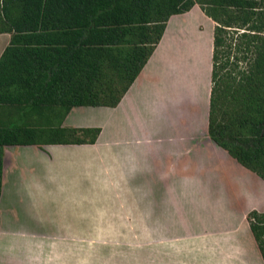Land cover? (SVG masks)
<instances>
[{"label": "crops", "instance_id": "0c3cea01", "mask_svg": "<svg viewBox=\"0 0 264 264\" xmlns=\"http://www.w3.org/2000/svg\"><path fill=\"white\" fill-rule=\"evenodd\" d=\"M195 12L211 19L198 4L170 19ZM164 36L116 106L64 117L99 127L95 143L5 145L0 264H264L248 220L264 178L209 133L212 49L188 75ZM11 39L0 32V58Z\"/></svg>", "mask_w": 264, "mask_h": 264}, {"label": "trees", "instance_id": "16d2710c", "mask_svg": "<svg viewBox=\"0 0 264 264\" xmlns=\"http://www.w3.org/2000/svg\"><path fill=\"white\" fill-rule=\"evenodd\" d=\"M196 4L217 23L210 136L264 178V0H0V32L12 34L0 58V195L5 145L95 143L101 129L62 127L66 114L116 106L170 18ZM45 110L57 122L32 119ZM248 220L264 258V212Z\"/></svg>", "mask_w": 264, "mask_h": 264}, {"label": "rangeland", "instance_id": "374dc122", "mask_svg": "<svg viewBox=\"0 0 264 264\" xmlns=\"http://www.w3.org/2000/svg\"><path fill=\"white\" fill-rule=\"evenodd\" d=\"M216 24L212 19L201 20L198 12H195L194 15L189 14L185 17L168 21L164 39L169 44L175 42V40L178 42L177 62L184 73L187 74L189 72L188 75L195 73L200 77L203 69L205 70L203 66L206 59L208 60L210 49H212L211 54H213V35ZM243 31L244 29H240L239 33ZM236 32L238 31H234L233 35L238 39V33ZM232 50L234 55L237 54L235 45H233ZM113 220H119L116 223H128V218L125 217H118ZM138 223L141 224V219ZM118 235L120 239H141L142 237L141 233Z\"/></svg>", "mask_w": 264, "mask_h": 264}]
</instances>
